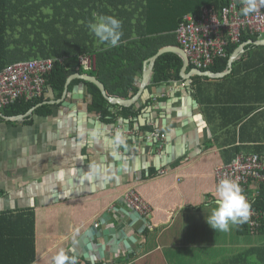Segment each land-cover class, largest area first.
<instances>
[{
  "label": "crops",
  "instance_id": "crops-1",
  "mask_svg": "<svg viewBox=\"0 0 264 264\" xmlns=\"http://www.w3.org/2000/svg\"><path fill=\"white\" fill-rule=\"evenodd\" d=\"M121 31L115 47L95 36L90 54L89 76L105 94L89 84L107 102L108 116L90 108L97 91L81 80L68 84L69 97L64 88L59 98L48 89L43 102L51 103L22 118L0 112V264L27 258V213L34 220L32 264H53L61 249L77 264H264V235L240 226L214 231L206 222L217 207L213 169L237 154L264 158V46H246L225 76L212 79L190 66L183 72L176 55L179 80L154 84L151 71L141 86L156 44L137 51L140 39ZM170 40L175 44L157 52L178 47L174 32ZM41 106L49 114L35 113ZM131 190L150 207L146 221L130 218L123 194ZM92 227L125 238L106 242ZM89 243L103 246L102 255L93 249L86 260Z\"/></svg>",
  "mask_w": 264,
  "mask_h": 264
},
{
  "label": "trees",
  "instance_id": "trees-1",
  "mask_svg": "<svg viewBox=\"0 0 264 264\" xmlns=\"http://www.w3.org/2000/svg\"><path fill=\"white\" fill-rule=\"evenodd\" d=\"M226 3L227 0H0V70L20 61L56 58L58 61H55L53 70L47 76V86L50 94L59 98L71 75H89V72H84L78 65L79 69H67L63 61L77 63L79 55L94 53L93 43L96 38L94 33H89V23L96 18L98 20L100 16H113L119 19L127 32H132L134 37L140 39L135 42L137 51L150 43L156 44V48L148 54L152 57L159 47L175 44L170 37L182 16L188 13L198 14L202 7L218 10ZM42 26L46 28L40 30ZM248 40L256 41L257 37L243 34L238 44L227 48L226 57L216 60L208 70L213 73L223 72L233 50ZM180 68L181 60L176 55L164 53L155 60L152 82L156 84L165 80H179ZM169 70L171 75H166L165 71ZM78 83L80 80H73L70 85ZM85 85L88 86V92L89 85L97 91L90 108L102 118L108 116L107 102L97 88L93 84ZM43 101L44 97H39L15 103L0 112L7 117L24 115ZM47 109V106H41L35 113L49 114ZM252 208L264 212V191L252 203ZM22 217L29 228V242L26 241L29 247L27 258L20 264H32L35 260L33 214L27 213ZM240 227L248 233L245 225ZM256 234L264 235V217Z\"/></svg>",
  "mask_w": 264,
  "mask_h": 264
},
{
  "label": "built area",
  "instance_id": "built-area-1",
  "mask_svg": "<svg viewBox=\"0 0 264 264\" xmlns=\"http://www.w3.org/2000/svg\"><path fill=\"white\" fill-rule=\"evenodd\" d=\"M242 7L243 0H228L221 10L204 8L199 12V18L191 15L183 18L176 30V41L191 66L204 70L216 60L225 58L224 47L228 42H237L242 31L264 34V9L245 16L241 13ZM259 18L261 19L258 20ZM227 22L231 23L230 32L223 34L220 27ZM54 62L52 59H31L9 64L0 70V110L17 102H28L41 97L45 92L46 77L52 71ZM77 62L84 72L93 70L95 65L94 59L89 55H79ZM212 176L214 193L220 180H235L252 204L264 191V158L257 155H237L228 164L215 167ZM123 200L139 216H149V205L134 190L125 192ZM252 213L250 222L244 225L248 233L254 235L264 212L252 208Z\"/></svg>",
  "mask_w": 264,
  "mask_h": 264
},
{
  "label": "clouds",
  "instance_id": "clouds-1",
  "mask_svg": "<svg viewBox=\"0 0 264 264\" xmlns=\"http://www.w3.org/2000/svg\"><path fill=\"white\" fill-rule=\"evenodd\" d=\"M261 9H264V0H243L241 13L247 16L259 12ZM121 27L122 22L113 16H100L95 23L90 25L98 40L101 43H107L110 47H115L120 42ZM117 140L122 142L119 135ZM215 196L217 197V207L206 219L211 229L228 232L231 230V226L239 227L250 222L253 214L252 204L235 180L227 178L220 180L215 188ZM53 264H77V261L74 256L61 249L53 257Z\"/></svg>",
  "mask_w": 264,
  "mask_h": 264
},
{
  "label": "water",
  "instance_id": "water-1",
  "mask_svg": "<svg viewBox=\"0 0 264 264\" xmlns=\"http://www.w3.org/2000/svg\"><path fill=\"white\" fill-rule=\"evenodd\" d=\"M246 46H264V39H261V40H257L255 42H252V41H248V42H245L243 44H241L234 52L233 54L229 57L228 61H227V70H229L231 68V63L233 62V60L239 55V53H241L243 51V49L246 47ZM164 53H172V54H175L177 55L181 60H182V70L183 72L186 70V68L188 67V61H187V58L185 57V54L183 53V51L178 48V47H174V46H171V47H165V48H162L160 49L153 57H151L147 63H148V66L147 68L145 69V74H143V77L141 78V86L144 85L147 81H149V77H150V72L152 71L153 72V67H154V63H155V60L162 54ZM196 74L200 75V76H205V77H209V78H219V77H223L225 75V73H213V72H200V71H194ZM183 76H187V74H183ZM184 78V77H183ZM72 79H79L83 82H91L93 83L99 90L102 94H105V91H104V87L102 86L101 83H99L96 79L90 77L89 75H80V74H74V75H71L67 80H66V83H65V87H64V92H63V96H67L69 97V93H66V89H67V85L68 83L72 80ZM106 98V97H105ZM107 99V98H106ZM108 102H110L111 104H113L115 101H117L118 103H120L121 106H125L127 104H129V102H131V100H126V101H123V100H115V99H107ZM44 104L46 103H51V102H43ZM195 103V102H194ZM31 112V111H29ZM28 112V113H29ZM82 117L85 116V113H83L81 115ZM23 116H17L15 118H22ZM131 220H135L137 218H140L139 215L136 213V212H132L131 213V216H130ZM91 235L92 236H95V237H100L102 236L104 238V240L107 242V239L108 237H111L113 239V236L114 238L116 239V241H119V240H122V238H125L123 232H115L113 228H107L106 230H103L102 232H99L97 230H95V228H91ZM127 240V238H126ZM126 243V241H125ZM93 249L97 250L100 254V256L102 255V250L104 249L103 246L101 245H97L95 244V246H93V243H89L87 245L84 246V258L87 260L88 259V255L87 253L89 251H92Z\"/></svg>",
  "mask_w": 264,
  "mask_h": 264
},
{
  "label": "rangeland",
  "instance_id": "rangeland-1",
  "mask_svg": "<svg viewBox=\"0 0 264 264\" xmlns=\"http://www.w3.org/2000/svg\"><path fill=\"white\" fill-rule=\"evenodd\" d=\"M228 1V0H227ZM36 2V1H35ZM36 3H38V2H36ZM225 6H222L221 8H220V10L221 9H223ZM204 8H207V7H202L201 8V10L202 9H204ZM210 8H213V7H210ZM210 8H208V9H210ZM200 10V11H201ZM219 10V9H218ZM135 18H136V16H135ZM137 19V18H136ZM261 18H259L258 20H260ZM263 19V18H262ZM142 20V19H141ZM97 21V18L95 19V21L94 22H90L89 23V33H93L92 32V30H91V28H90V25L92 24V23H95ZM263 21H264V19H263ZM230 26H231V23L230 22H227V23H224V24H221V27H220V30L222 31L221 33H223V34H225V32H227V33H229L230 32ZM46 28V26H42V27H40V30H44ZM241 29H244V28H241ZM44 33V32H43ZM243 34H245V35H249V36H256L257 37V40H261V39H264V34H259V33H254V34H251L249 31H247V30H245V31H242L241 32V36L243 35ZM241 36H240V38H241ZM240 38H239V40L237 41V42H228V44L224 47V50H225V52H227V48L229 47V46H232V45H236V44H238L239 43V41H240ZM256 40V41H257ZM248 41H251V40H248ZM248 41H246V42H248ZM252 42H255V41H252ZM245 43V42H244ZM241 44H243V43H241ZM241 44H239L234 50H233V52L241 45ZM232 52V53H233ZM232 53L230 54V56L232 55ZM220 59H224V58H220ZM220 59H218V60H220ZM229 59V58H228ZM71 60H65V61H63V64L65 65V67L67 68V69H70L73 65H75L74 63H71L70 62ZM77 65H78V62H77ZM77 69H79L78 67H77ZM226 71H227V65H226V69L223 71V72H220V73H225V75H226ZM202 72H211L210 70H208V69H204V70H202ZM224 75V76H225ZM212 79V78H211ZM237 155H241V154H237ZM237 155H235V156H237ZM249 155H257L258 157H260L261 158V156L260 155H258V154H254V153H251V154H243L242 156H249ZM220 166H222V165H220ZM140 218H143V217H141L140 216ZM149 218V216L147 217V218H143L145 221L147 220ZM146 226L148 227V224L146 223Z\"/></svg>",
  "mask_w": 264,
  "mask_h": 264
},
{
  "label": "bare ground",
  "instance_id": "bare-ground-1",
  "mask_svg": "<svg viewBox=\"0 0 264 264\" xmlns=\"http://www.w3.org/2000/svg\"><path fill=\"white\" fill-rule=\"evenodd\" d=\"M188 15H191V16H193L194 18H199L200 17V13H198V14H188ZM185 16H187V15H185ZM184 16V17H185ZM183 17V18H184ZM183 18L181 19V21L179 22V24L182 22V20H183ZM179 24H178V26H179ZM178 26H177V28H178ZM177 28H176V30H177ZM176 30H175V32H174V35H175V41H176ZM176 43H177V41H176ZM177 46H178V48H180L179 47V45H178V43H177ZM181 49V48H180ZM182 50V49H181ZM184 53V52H183ZM85 55H88V54H85ZM89 56H91L93 59H94V57L92 56V55H89ZM186 57V56H185ZM187 58V57H186ZM41 59H52V60H54V61H57V59L56 58H39V59H37V60H41ZM188 61V60H187ZM94 62H95V59H94ZM54 64H55V62H54ZM188 66H190L191 68H192V70L193 71H200V72H202L201 71V69H196V68H194L193 66H191L189 63H188ZM54 67V66H53ZM53 70V69H52ZM51 73V72H50ZM75 74H79V73H75ZM188 74V73H187ZM74 75V74H73ZM81 75V74H80ZM73 80H75V79H72L71 81H73ZM70 81V82H71ZM69 82V83H70ZM68 83V84H69ZM68 86V85H67ZM47 92H48V86H47V77H46V85H45V92L42 94V96L41 97H43L45 94H47ZM17 103H19V102H17ZM13 105V104H12ZM11 106V105H10ZM33 109L34 108H32L30 111H33ZM2 110V109H1ZM0 110V111H1ZM135 212V211H134ZM137 213V212H136ZM138 214V213H137ZM139 215V214H138Z\"/></svg>",
  "mask_w": 264,
  "mask_h": 264
}]
</instances>
